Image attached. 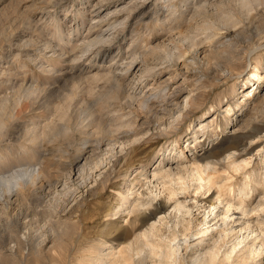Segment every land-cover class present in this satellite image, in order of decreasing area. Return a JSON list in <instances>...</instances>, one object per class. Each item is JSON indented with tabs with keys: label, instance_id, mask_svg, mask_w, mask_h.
I'll return each mask as SVG.
<instances>
[{
	"label": "rangeland",
	"instance_id": "374dc122",
	"mask_svg": "<svg viewBox=\"0 0 264 264\" xmlns=\"http://www.w3.org/2000/svg\"><path fill=\"white\" fill-rule=\"evenodd\" d=\"M154 1L91 28L100 18L94 0H0V264H95L141 230L135 215L160 207L157 199L128 213L121 201L128 186L148 192L144 177L160 160L183 149L197 162L216 161L224 148L250 145L252 125L264 129V4L247 10L239 0H206L211 10L190 20L197 0ZM104 2L110 10L122 0ZM226 16L234 26L220 23ZM106 21L118 37L93 44L109 53L104 63L88 62L87 43ZM201 22L215 25L197 30ZM178 28L188 36L176 38ZM98 69L116 74L122 90L94 80ZM256 69L259 80L250 77ZM111 88L116 100L105 95ZM112 123L133 131L116 138L107 133ZM232 179L236 189L240 175Z\"/></svg>",
	"mask_w": 264,
	"mask_h": 264
},
{
	"label": "bare ground",
	"instance_id": "6f19581e",
	"mask_svg": "<svg viewBox=\"0 0 264 264\" xmlns=\"http://www.w3.org/2000/svg\"><path fill=\"white\" fill-rule=\"evenodd\" d=\"M104 1L106 0H94L92 9L94 8V12L96 13L95 15H99L100 18L92 20V22H90L91 26L89 25V27L94 28L101 25V22L105 20V18H101L102 16L105 17L108 14H111L112 17H116L122 12L125 15V11L129 9L131 12L133 11L136 14H139L140 11L147 6L146 0H143V2L139 0H122V2H117L118 4H115L112 9L108 10L109 7H104L106 5L104 4ZM224 1L225 0H218L217 2L215 1V4L217 3L216 6L221 7ZM239 1L245 9L247 8V10H249V7L253 5L261 6L264 4V0ZM197 2L199 3H197L194 9L192 8V13H190L189 18L191 15L193 19L195 15H205L211 10L212 5L210 6L209 2L206 0H197ZM215 4L213 6H215ZM221 19H223L220 21L221 24L235 25V21H233L231 16H226ZM117 20L118 19L116 18L113 22H116ZM190 20H192V18H190ZM108 22L109 21H106L104 25L101 26H104V29L101 28L100 33L91 37L88 43L86 42L87 44H91L87 50L91 51L93 44H104L105 46L106 44H111V42L116 40H112L113 37L115 38L118 36H114L115 32H112V29L108 28L111 24ZM212 23H195L197 26L194 27L197 30L201 27L209 30L210 27L212 28V26L215 25ZM116 26H118V24ZM123 26L121 25V27ZM176 33V38L181 37V35L184 37L186 35L188 36L186 31L183 32L180 29ZM174 34L175 32H173V38H170L171 42H174ZM85 45L83 46L85 47ZM102 49L103 47L99 48L98 46V48L89 52L92 57L88 59V62L95 59V62L99 61L100 63H104L107 57H109V53ZM127 64H124L126 68L133 67L132 62L130 63V66H127ZM139 66L136 67V71L130 76L131 78L129 79V84L133 81V78L136 77V73L140 71ZM149 68L150 67L148 65L146 72L149 71ZM101 70L103 69L101 68ZM97 71L98 72L94 74V80L104 81L105 86L108 82H111V86L114 90H122L121 88L125 83L122 82V80H118L116 74L112 77L111 74L108 75L106 71L99 72V69ZM153 71L156 70L153 69ZM250 75V77L256 80L261 79L257 69L251 72ZM94 87L93 92H98L99 94L100 91L98 88L100 86L98 88H96V86ZM102 88H104V86ZM112 88L111 90L109 89L108 93H104L106 96L108 95V100L112 97H115L116 100L117 96L116 94H112ZM132 88H134V86ZM88 90L91 91L92 87H89ZM246 93L249 94L248 91ZM104 94L102 95L104 96ZM106 96H104V98H106ZM121 97H123V100H128L123 92ZM130 97L133 101L139 98V96L136 95H132ZM144 99L147 101V98ZM141 100L143 99L141 98ZM133 101H130L131 106H133ZM141 104L142 103L139 104V108ZM228 111L229 110L226 109V112ZM158 117L160 118L161 116L158 115ZM108 127L109 130H107V133L110 135L115 133L116 138L121 136L127 137L129 133H132L133 131V129L128 128H125L128 130L122 131L124 128L123 126L121 129L119 124L113 125V123ZM119 129H121L122 132L116 133ZM251 129V132L245 133L247 140L251 141L250 145L243 148L240 147L241 144L237 143L228 148H224L221 151L220 157L217 158L216 161H213L212 159V161H206L204 163L197 162L195 157L187 158L183 149L180 150V154L175 160L168 158L165 163L160 160L157 166H155L150 173H147L144 177V184L148 189L147 193L143 192L144 189L143 191L138 189L134 191L128 186L126 196L121 198L122 203H129L128 213L136 214V212L144 206H153V201H156L157 199H162L160 207L157 208V206H155V208L151 210L149 208L148 213L143 212L144 215L140 218H138V215H135L134 219L136 222H139V228H141V230L139 229L140 231L136 233L132 240L123 245L121 244L120 247L108 248V251L100 254V256L95 260V264H264V144L259 141L264 135H262L264 129L256 125H252ZM142 145V143L135 145V148L132 150H135L136 147L139 148ZM254 149L257 150V153L255 154L253 153ZM254 157H257V159L260 160V165L257 168L253 167V165L249 167L250 163L254 160ZM144 171L146 172V170ZM35 173L37 174V170ZM35 173L32 172V174ZM234 175H240V184L236 189L235 187L237 184L232 183ZM36 178L37 176L31 181H34ZM234 182H237V180H234ZM13 185L15 186L14 188H16L19 183L15 180ZM14 188L8 190L7 194L9 196L10 193H13ZM190 189L193 191V194H191ZM203 194H207V198L202 200L199 199V197ZM2 197H4V195H0V199ZM120 208L123 207L120 205ZM163 211L164 214L160 215ZM115 212L116 211H114L113 214H115ZM140 212L138 213L140 214ZM157 214H159V216ZM155 215H157L156 219H154ZM235 215H239V217ZM110 230H112V227ZM180 235L181 238L179 237ZM226 241H228V244L224 246Z\"/></svg>",
	"mask_w": 264,
	"mask_h": 264
}]
</instances>
